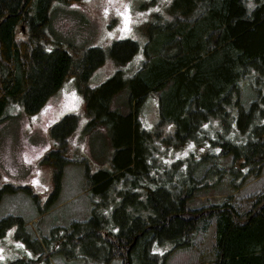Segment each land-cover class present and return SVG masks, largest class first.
I'll list each match as a JSON object with an SVG mask.
<instances>
[{"label":"trees","instance_id":"trees-1","mask_svg":"<svg viewBox=\"0 0 264 264\" xmlns=\"http://www.w3.org/2000/svg\"><path fill=\"white\" fill-rule=\"evenodd\" d=\"M53 1L0 0V120L14 103L29 114L39 111L75 76L88 130L101 126L113 149L102 156L92 147L103 167L87 181L89 219L27 236L39 256L10 264H50L62 253L82 264H165L157 250L191 246L200 221L216 226L214 264H264V191L245 212L234 203L237 188L264 169V0H172L169 16L146 24L149 37L144 57L131 65L134 73L120 67L95 87L87 82L106 52L93 47L76 61L66 44L53 41L46 30ZM23 24L29 34L21 39ZM138 50L130 38L110 46L125 63ZM248 85L253 100L245 106L240 93ZM122 91L127 111L113 108ZM151 95L160 120L147 130L139 109ZM77 123L78 115L69 113L50 127L55 143L45 160L55 165L58 180L65 164L79 160L67 144ZM223 177L227 190L217 196ZM8 189L17 186H4L0 176V201ZM12 223L26 224L8 216L0 232Z\"/></svg>","mask_w":264,"mask_h":264},{"label":"rangeland","instance_id":"rangeland-1","mask_svg":"<svg viewBox=\"0 0 264 264\" xmlns=\"http://www.w3.org/2000/svg\"><path fill=\"white\" fill-rule=\"evenodd\" d=\"M172 0H74L71 2L54 0L50 9V23L47 33L53 41L66 44L74 60L90 48L101 47L106 52L104 63L95 68L87 82L90 87L112 77L120 67L128 69L129 75L135 69L131 65L139 63L144 57L143 47L148 40L146 24L156 16L166 18ZM28 29V26L26 27ZM21 28L18 38H26ZM130 38L139 42V50L130 62L117 61L110 51L115 40ZM252 87L241 90L243 104H251ZM120 100L117 101V99ZM128 94L122 91L115 97L113 108L128 110ZM86 103L83 91L75 76H69L60 88L52 94L42 108L29 114L23 104L14 103L5 118L0 120V176L3 185L16 187L4 192L0 201V223L8 216L21 217L26 224L12 223L0 232V264H10L18 258L35 259L39 253L28 245L27 238L34 239L40 231L45 234L58 226H69L73 221H85L92 214L93 202L87 181L89 174L103 167L98 162L92 147L102 156H110L113 149L107 131L101 126L89 131V121L85 113ZM78 115L75 130L69 135V153L79 154L78 161L64 165L60 179H57L55 165L45 160L46 153L53 147L55 140L50 127L64 115ZM141 126L153 130L160 120L158 99L151 95L139 109ZM226 160H230L228 156ZM229 179L223 177L217 185V196L225 191ZM226 185V186H225ZM59 186V192L56 193ZM264 191V169L257 178L250 177L237 188L234 203L241 212L252 206L254 196ZM203 199L195 201L202 203ZM48 209L47 211H45ZM200 221L195 231L193 244L172 251L164 244L157 251L165 264H214L216 259V226L211 223L204 228ZM21 229V230H20ZM166 255V256H165ZM33 264H46L36 261ZM50 264H82L68 259L65 253L51 258ZM110 264H122L119 259Z\"/></svg>","mask_w":264,"mask_h":264},{"label":"flooded vegetation","instance_id":"flooded-vegetation-1","mask_svg":"<svg viewBox=\"0 0 264 264\" xmlns=\"http://www.w3.org/2000/svg\"><path fill=\"white\" fill-rule=\"evenodd\" d=\"M21 30H22V32L23 33H26L25 35H27L28 34V29H26V25H21Z\"/></svg>","mask_w":264,"mask_h":264},{"label":"snow or ice","instance_id":"snow-or-ice-1","mask_svg":"<svg viewBox=\"0 0 264 264\" xmlns=\"http://www.w3.org/2000/svg\"><path fill=\"white\" fill-rule=\"evenodd\" d=\"M0 259H2V257H0Z\"/></svg>","mask_w":264,"mask_h":264}]
</instances>
